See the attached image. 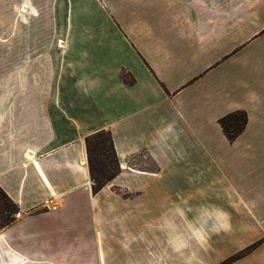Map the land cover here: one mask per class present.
<instances>
[{"label":"crops","instance_id":"crops-1","mask_svg":"<svg viewBox=\"0 0 264 264\" xmlns=\"http://www.w3.org/2000/svg\"><path fill=\"white\" fill-rule=\"evenodd\" d=\"M262 34L264 0H0V189L20 213L0 264H219L257 241L231 264H264V85L215 73ZM101 130L119 173L93 194ZM204 209L229 227L177 252Z\"/></svg>","mask_w":264,"mask_h":264},{"label":"trees","instance_id":"trees-1","mask_svg":"<svg viewBox=\"0 0 264 264\" xmlns=\"http://www.w3.org/2000/svg\"><path fill=\"white\" fill-rule=\"evenodd\" d=\"M122 77L125 83H133V78L125 72L122 73ZM247 117L245 111L238 110L218 119V123L229 142H233L246 128ZM85 144L91 191L93 194H96L118 175L119 159L115 153L110 133L106 130H101L87 136ZM13 213L17 214L18 208L6 193L0 189V230L13 221V217L11 216ZM236 256L231 257L222 264H230L237 259Z\"/></svg>","mask_w":264,"mask_h":264},{"label":"clouds","instance_id":"clouds-1","mask_svg":"<svg viewBox=\"0 0 264 264\" xmlns=\"http://www.w3.org/2000/svg\"><path fill=\"white\" fill-rule=\"evenodd\" d=\"M227 214L221 209L201 210L196 218L193 227L186 233L172 238L170 243L177 252L183 253L184 251L193 250L195 245H201L202 241L208 237L210 233L226 230L229 225L224 222L221 223L219 217L226 216ZM195 260V252H191L188 264H193Z\"/></svg>","mask_w":264,"mask_h":264},{"label":"rangeland","instance_id":"rangeland-1","mask_svg":"<svg viewBox=\"0 0 264 264\" xmlns=\"http://www.w3.org/2000/svg\"><path fill=\"white\" fill-rule=\"evenodd\" d=\"M260 18L262 19V17H260ZM258 21H259V15L252 22H258ZM251 30H253L252 25L251 24L247 25L244 28L243 35L244 36L247 35V33H249ZM263 52H264V34H262L260 36V38L256 39L250 46L244 48L241 55L236 60L231 61V62H227L226 64L222 65L215 73H218L220 71V74H225V73L226 74L227 73H229V74L230 73L240 74L241 75L240 77L243 78V82H242L243 87L245 86V84L250 83L251 80L255 84H258V86H260V84L264 85L263 75H261L260 72L253 71L250 74H246L247 69L250 65V62L248 59L253 55L263 54ZM15 214L16 213H13L11 216L14 218ZM157 218L158 217H155V219H157ZM160 219H161V217H160ZM258 244H260L259 241L248 246L244 251H242V252L240 251L239 253L233 255V256L237 255L236 256L237 259H235L234 261H236L239 258H242L243 256H246L247 254H249L252 250L255 249L256 246H258ZM233 256H231V257H233ZM231 257L227 258L225 261H227ZM225 261L223 260L219 264H222ZM233 262H231V263H233Z\"/></svg>","mask_w":264,"mask_h":264},{"label":"built area","instance_id":"built-area-1","mask_svg":"<svg viewBox=\"0 0 264 264\" xmlns=\"http://www.w3.org/2000/svg\"><path fill=\"white\" fill-rule=\"evenodd\" d=\"M19 215H20V213H17V214H15L14 216H15L16 218H18V217H19Z\"/></svg>","mask_w":264,"mask_h":264}]
</instances>
